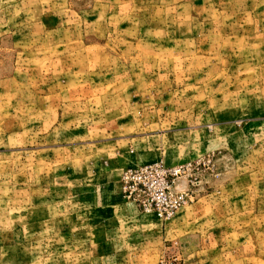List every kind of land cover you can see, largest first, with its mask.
I'll return each instance as SVG.
<instances>
[{
  "label": "rangeland",
  "instance_id": "rangeland-1",
  "mask_svg": "<svg viewBox=\"0 0 264 264\" xmlns=\"http://www.w3.org/2000/svg\"><path fill=\"white\" fill-rule=\"evenodd\" d=\"M149 162L184 224L130 248L107 231ZM174 254L264 264V0H0V264Z\"/></svg>",
  "mask_w": 264,
  "mask_h": 264
},
{
  "label": "built area",
  "instance_id": "built-area-1",
  "mask_svg": "<svg viewBox=\"0 0 264 264\" xmlns=\"http://www.w3.org/2000/svg\"><path fill=\"white\" fill-rule=\"evenodd\" d=\"M180 167L149 162L126 168L121 177L124 197L146 213L167 221L189 201V194L178 188ZM158 264H185L179 254L162 257Z\"/></svg>",
  "mask_w": 264,
  "mask_h": 264
},
{
  "label": "crops",
  "instance_id": "crops-1",
  "mask_svg": "<svg viewBox=\"0 0 264 264\" xmlns=\"http://www.w3.org/2000/svg\"><path fill=\"white\" fill-rule=\"evenodd\" d=\"M123 198L126 200L124 196ZM125 202L126 203H123L121 206L123 212L114 219L117 228L114 227L110 231H107V233H110L111 235L116 234L120 238L126 240L129 243L130 248L133 245L130 244L129 240L139 241V237H141L142 240L145 237L151 240L153 236H156L158 242H161V237H165V239L176 237L179 229H181V226L184 224L179 217L174 218L171 221H164L152 214V217L140 216V209L136 203L127 200ZM136 244H139V242ZM159 248L163 247L160 246ZM134 256H136V254H134Z\"/></svg>",
  "mask_w": 264,
  "mask_h": 264
}]
</instances>
